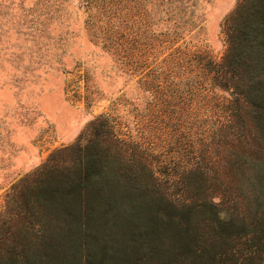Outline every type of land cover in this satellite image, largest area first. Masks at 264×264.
<instances>
[{
    "label": "trees",
    "instance_id": "1",
    "mask_svg": "<svg viewBox=\"0 0 264 264\" xmlns=\"http://www.w3.org/2000/svg\"><path fill=\"white\" fill-rule=\"evenodd\" d=\"M237 1L222 62L178 46L146 68L127 63L142 70L150 96L142 131L122 136L101 115L86 143L53 154L14 187L25 185L0 218V264H264V205L253 206L244 230L243 212L225 209V193L222 203L207 192L199 203L186 199L191 176L214 170L204 162L213 153L237 156L253 134L264 146V0ZM153 5L164 8L159 36L167 42L192 24L180 0ZM113 27L105 44L122 51L125 29ZM243 244L244 256L235 249Z\"/></svg>",
    "mask_w": 264,
    "mask_h": 264
},
{
    "label": "rangeland",
    "instance_id": "2",
    "mask_svg": "<svg viewBox=\"0 0 264 264\" xmlns=\"http://www.w3.org/2000/svg\"><path fill=\"white\" fill-rule=\"evenodd\" d=\"M109 1L114 5L104 4ZM180 1L193 20L171 43L159 36L165 17L155 0H0V218L18 203L14 197L25 185L16 192L14 187L53 154L86 143L97 117L110 116L122 136L143 130L141 112L150 96L139 85L142 70L135 65L133 71L130 60L146 68L185 46L223 61L229 45L225 24L238 1ZM109 26L125 29V52L105 44ZM151 30L156 42L149 40ZM253 136L243 137L237 156L213 153L204 162L214 170L205 177L196 171L189 183L194 191L186 195L199 203L205 192L214 193V201L222 203L225 193V209L243 212L244 230L253 206L264 205L259 187L264 146ZM235 249L244 256V244ZM238 264H244L241 258Z\"/></svg>",
    "mask_w": 264,
    "mask_h": 264
}]
</instances>
